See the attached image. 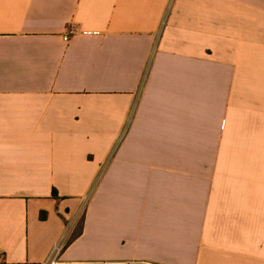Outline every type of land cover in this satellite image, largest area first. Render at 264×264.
<instances>
[{"label": "crops", "instance_id": "crops-1", "mask_svg": "<svg viewBox=\"0 0 264 264\" xmlns=\"http://www.w3.org/2000/svg\"><path fill=\"white\" fill-rule=\"evenodd\" d=\"M0 252L264 264V0H0Z\"/></svg>", "mask_w": 264, "mask_h": 264}, {"label": "built area", "instance_id": "built-area-1", "mask_svg": "<svg viewBox=\"0 0 264 264\" xmlns=\"http://www.w3.org/2000/svg\"><path fill=\"white\" fill-rule=\"evenodd\" d=\"M64 40L68 41V37H64ZM58 254H59V252L55 255V257L50 261L49 264H57ZM0 264H6L5 256L1 252H0Z\"/></svg>", "mask_w": 264, "mask_h": 264}]
</instances>
